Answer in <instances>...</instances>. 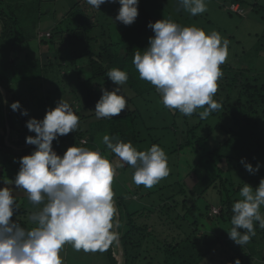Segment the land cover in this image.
Instances as JSON below:
<instances>
[{
  "label": "trees",
  "instance_id": "16d2710c",
  "mask_svg": "<svg viewBox=\"0 0 264 264\" xmlns=\"http://www.w3.org/2000/svg\"><path fill=\"white\" fill-rule=\"evenodd\" d=\"M73 1L74 3L60 18L55 19V15L52 16L53 25L48 28L51 31L49 41L58 39L60 45L65 47L63 54H57L52 60L49 58L43 60L39 57L38 46L41 44L47 46L48 42L43 40L44 37H37L39 29L35 28L37 30L34 34L27 31L30 24L28 21L31 20L25 14L34 11L39 14L37 16L42 17L46 13L40 12L41 5L54 0H0V153L3 157L0 178L2 180L13 181L20 168L18 162L14 163V159L18 161L35 150L33 145L24 148L28 145L26 137L35 136V133L29 132L26 123L31 118L42 120L47 109L56 107L60 95L65 92L63 79L70 84L68 92L72 95L73 110L80 116V122L75 132L53 141V150L58 155L63 156L69 147L76 145L93 150L99 149L113 159L114 154H111L103 144L104 135L118 137L124 142L131 141L138 150H145L141 145L145 140L140 138L138 133L141 130L156 129L144 124L140 120L138 110L132 105L134 99H139L154 90V86L146 81H143V87L142 84H138L139 75L132 61L138 50L143 51L148 47L149 37L154 35L147 25L149 22L155 23L152 15L155 13L145 5H139L137 20L131 26H125L114 19L120 7L118 3L114 4L115 7L110 6L106 13L103 12L105 15L101 14L103 19L99 20L98 10L93 6L84 10L81 6L84 0ZM239 1L230 0L229 5L239 4ZM101 7L102 5L100 9ZM46 9L48 13L51 11L50 8ZM252 11L259 12V7L253 4ZM228 13L234 14L230 11ZM90 14L96 17L97 25L91 23ZM38 20L39 17L32 22L34 27ZM118 26L121 27L120 32L115 30ZM31 44L34 45L35 50L30 48ZM52 44L56 46L53 41ZM220 67L224 75L218 82L219 88L214 99L221 103L222 107L214 111V114L221 119L230 120L233 130L229 128L226 132L221 126H215L216 129L227 134L228 140L221 143L218 150L203 152L198 156L197 164H194L187 174L188 177L193 175L198 177V180L200 178L198 184H189L188 193L187 184L158 183L156 189H148L140 197L134 196L139 200L138 202L141 201L135 207L129 206L132 197H126L113 189L119 213L117 228L119 242L125 255V264H207L204 261L206 256L210 261L214 255L224 256L227 264H233L236 259L242 264L240 250H237L239 248L246 249L245 258L248 260L252 256H259L261 261L258 264H264V249L260 252L261 249L258 248L264 246V229L259 227L258 222L255 225L256 236L250 243L239 248L225 233L227 237L220 242V238L215 236L217 229L213 232L209 226L215 222L231 224L232 205L241 198L239 192L243 184L255 189L264 178V76L260 79H250L249 76L232 67L226 65ZM112 68L127 71L128 81L121 88L130 91V95L127 96L128 104L130 103L133 109L124 111L120 116L112 119H97L99 121L93 122L91 126L94 127L96 124L100 126L98 130L90 133L91 130L82 128L81 120L96 116L95 104L102 95V88L109 91L113 89V82L107 77V72ZM65 74V78L62 79ZM68 74L75 76L72 78L73 81ZM5 100L7 103L4 102ZM17 101L22 108L14 112L10 105ZM23 110L28 111V116L21 115ZM173 111V118L180 115L178 117L180 122L186 125L188 139L184 142L183 148L201 146L206 138L195 137L194 134L203 126L201 121L189 124L187 123L189 117ZM171 126L175 134L177 126L175 123ZM7 127L9 128L8 144L17 150L10 149L4 143ZM81 140H85L86 144L81 145ZM158 140L151 139L149 143L153 145ZM231 142L232 145L238 142L234 147L237 154L235 156L219 154V151ZM183 148L180 147L179 150ZM239 150L243 153L240 154ZM174 152H177V149L170 151L169 154ZM242 158L254 168L258 163L261 167L255 175L248 173V177H242L243 180H235L233 173L240 168ZM234 161L238 162V165H232ZM209 164L212 165L207 168ZM123 168L126 171L129 166L125 165ZM9 172H12V176L6 175ZM131 174L133 175V172ZM177 174L179 176L178 171ZM169 176L171 177V172ZM199 183H202V188ZM210 188L214 189L219 197L217 215L210 214L212 208L210 204H197V199H201ZM186 193L192 198L196 196L190 206L187 205ZM146 198H151V206L156 215L151 224L150 216L153 211L142 202ZM179 207L183 213L178 212ZM261 212L264 214V207ZM22 219L21 216L18 223L28 228ZM150 238L155 242L152 243L153 248L148 250L146 246L150 243ZM153 251L155 255H151ZM117 253V245L114 242L105 251L104 264H117L115 258ZM226 257L230 260L228 261ZM103 261L102 258V263Z\"/></svg>",
  "mask_w": 264,
  "mask_h": 264
},
{
  "label": "clouds",
  "instance_id": "9594fccd",
  "mask_svg": "<svg viewBox=\"0 0 264 264\" xmlns=\"http://www.w3.org/2000/svg\"><path fill=\"white\" fill-rule=\"evenodd\" d=\"M99 11L106 3L119 4L115 21L131 26L139 16V0H86ZM191 16L207 12L206 0H178ZM111 19V18H110ZM112 20V19H111ZM113 21V20H112ZM154 33L148 47L138 50L133 65L143 81L150 83L161 96L163 106L186 117L197 113L206 119L221 109L214 99L223 78L221 65L229 56L230 41L215 30L207 32L196 26H181L172 19H160L147 25ZM107 77L116 87L102 88L95 104L97 119H112L128 109V97L121 86L128 73L112 68ZM7 103V101H4ZM12 111L21 110L13 102ZM28 116V111H21ZM80 116L63 98L55 108L46 110L42 120L31 118L26 127L35 136L26 143L35 146L30 155L14 163L20 165L14 181L4 179L0 188V264H64L61 255L66 245L79 252H105L119 240L113 183L119 168L131 166L135 185L152 188L170 175L168 155L158 144L138 150L131 141L104 135L103 144L117 159H110L99 149L84 146L69 147L63 156L53 150V141L77 130ZM86 141H81V145ZM245 170L255 175L245 158L240 160ZM15 185V189L11 185ZM240 189V199L232 205L229 238L239 246L256 236L255 225L264 229V178L255 189L248 185ZM23 191L33 205H43L30 216L31 228L13 220L19 209L16 193ZM234 264H241L239 259Z\"/></svg>",
  "mask_w": 264,
  "mask_h": 264
},
{
  "label": "rangeland",
  "instance_id": "374dc122",
  "mask_svg": "<svg viewBox=\"0 0 264 264\" xmlns=\"http://www.w3.org/2000/svg\"><path fill=\"white\" fill-rule=\"evenodd\" d=\"M206 2L208 8L207 12L197 16H191L188 12H186L183 9V6L178 3V0H139V5H145V7L149 8L152 13H155L152 14L154 15V22L163 18H170L181 26L200 27L203 28L206 33L212 30L219 32L222 37L227 38L230 41L229 56L227 61L223 65L241 71L245 76H249L250 79L262 78L264 76V0H240L239 4H235L233 6L229 5L230 0H206ZM73 3V0H54V2L41 5L40 12L46 13L42 15V17L37 16L38 13H35L34 11H30L29 14H25L26 16H29L28 19L31 20L28 21L30 24L28 23L29 30L27 31L31 34H34V31L39 29L37 37H44L43 40H46L48 42L47 46L43 44L38 46V50H40L39 57L43 60L47 58L52 60V58H54V56H57V54H63L65 47L63 45H60L58 39H52L51 41H49V39L51 38V31L48 28H51V24L53 25L52 16L55 15V19L60 18ZM253 4H256L259 7V12L252 11ZM81 6L84 10L90 9L91 7V5L86 2V0L81 3ZM110 6L115 7L114 4L109 5V3H106L102 5L99 11H97L100 17L99 20L103 19V17H101V14L105 15L104 13H106V11L110 9ZM46 8H50L51 13L46 12ZM228 11L234 14H229ZM38 17V23L34 27L32 22L35 21ZM89 17L93 25L98 24L96 17L93 16V14H90ZM120 28L121 27L118 26L115 29L117 30L116 32H120ZM52 41L54 42V44H56L55 47L53 46ZM30 48L35 50L33 44L30 45ZM65 76L66 74L62 77V79L65 78ZM68 77H71L72 81V78H75V76H73L72 74H68ZM137 81L139 82L138 84H142L141 86L143 87V80H140L138 78ZM69 86L70 84L68 83V81L63 79V87L65 92L60 95L59 100L63 98L73 107L72 95L68 92ZM112 86L113 88L116 87V85H114L113 83ZM153 89L154 90L146 93L143 97L134 99L132 102V105L136 110H138L141 116L140 120H142L143 123L148 127L156 128L155 130L153 129V131L141 130V132L138 133L139 137L145 140L144 143L141 144L143 145L142 148H144L145 150L150 148L152 143L149 142H151V139L155 141L159 139L155 144H158L161 148H163L168 155V164L169 168L171 169V177L168 176L162 179L159 183L165 184L166 182H168L172 184L174 182H179L181 185H183L184 183L187 184V192L189 193V184H198V182L200 181V178L198 180V177H195L193 175L191 177L187 176V174L191 170V167L194 164H197L198 156L203 152H212L218 150L219 145H221V143L227 142L228 140L227 134L216 129L215 126H221L224 131L227 132L229 128L233 130V124L230 120L221 119L219 116H216L214 112H212L206 119H200L198 113L203 111V109H198L196 116H190L187 123L190 124L194 122L195 124L201 121L203 126L194 134L195 137H205L206 141L201 146H194L193 148H183L184 142L188 139L186 133V125L180 122L178 118L180 115H177L176 118H173L172 114L174 111L169 110L163 106L160 94L156 91L155 88ZM129 92V90H122V94L126 96L130 95ZM133 106L131 107L129 103L127 110L133 109ZM86 114L88 115L89 112L87 111ZM96 121H99L97 120L96 116L94 118H86L83 121L81 120L80 125L83 129L87 128L91 130V133L94 130H98L97 128L100 126V124H96L94 127L91 126L93 122ZM173 123H175V125L177 126V128L175 129V134H173V131L171 130V125ZM104 126L106 127V125ZM161 136H163V138H161ZM237 143L238 142L234 143L233 145L232 142L226 144L223 147L222 151H219V154L223 153L228 156H235V154L237 153L234 150V147L238 145ZM180 147H182L183 149L179 150ZM174 149H177V152L169 154V152ZM238 152L240 153V150ZM113 159L117 158L115 157ZM2 160L3 157L0 153V177L2 173ZM237 163L238 162L234 161L232 165ZM211 165L212 164H209L206 167L210 168ZM124 170V168H119L117 170V175L113 183V189L118 190V193H121L126 197H132V200H129V206L135 207L136 205L141 203V201L138 202L139 200H137L136 197H140V195H143L144 191H148V189H156V185L151 189L145 188L144 186L140 188V186L135 185L132 181L131 172H133L134 169L129 166L126 171ZM177 171L179 172V176L177 174ZM11 173L9 172L6 175L10 176ZM213 174L215 176L217 175V173ZM233 177L235 180H243V178L248 177V172L245 170L243 165L240 164V168H237L234 171ZM3 181L4 180L0 178V188L5 187ZM199 185L200 188L203 187L202 183H199ZM11 187L15 189L14 184L11 185ZM188 193H186V195H188ZM185 198L187 199V205L190 206L193 203L192 196L188 195ZM182 199L183 197L180 198V200ZM16 200L18 202L17 204L19 206V209L16 210L12 219L19 222L20 217L22 216L23 221H25L27 227H33L34 225L31 223L30 216L32 212L39 210V208H41L43 205H33L28 200L27 194L23 191L16 193ZM142 202L146 204L145 206L150 207L153 211V208L151 206V198H146ZM201 203L210 204L211 207H215L219 211V207L217 206L219 204V197L212 188L207 190V192L204 194V196L201 197V199H197V204L200 205ZM156 204L157 202H155L154 205ZM22 205H24L23 209ZM177 210L179 213H183L180 207ZM154 214L155 212L153 211L150 216V224L152 223V220L156 218V215ZM225 224L226 223L221 224L220 222L209 224L212 231L217 229V231L215 232V236H218V238H220V242L225 240V237H227V235H224V233L227 234V232L230 231V228L232 227L231 224ZM149 242L150 243L147 244L148 246H146V249L148 250L151 249V247L153 248L152 243H154L155 240L153 242L150 238ZM234 245L239 248V245H236L235 243ZM258 248L261 249V252L264 249V246H259ZM237 250H240L239 253L242 256V264H258L261 261L259 256H252L250 260L245 258L247 252L244 248H239ZM61 255L64 258V264H104L105 262V252H77L71 247V245H66L62 250ZM151 255H155L154 251L153 253H151ZM115 257H117V254H115ZM102 258L104 259L103 263ZM226 258H228V261L230 260L229 257ZM208 260L209 257L206 256L204 261H206L207 264H227L224 256L217 257L216 255H214L213 259H211L210 261Z\"/></svg>",
  "mask_w": 264,
  "mask_h": 264
},
{
  "label": "water",
  "instance_id": "95a60500",
  "mask_svg": "<svg viewBox=\"0 0 264 264\" xmlns=\"http://www.w3.org/2000/svg\"><path fill=\"white\" fill-rule=\"evenodd\" d=\"M0 35H1V24H0ZM8 134H9V128L7 127L6 136H5V138H4V143H5L10 149L17 150V148H14V147H12V146H10V145L8 144V141H7ZM30 146H32V145H27V146H25L24 148H28V147H30ZM117 219L119 220V213H118ZM116 231H118V229H116ZM116 245H117V252H118V253H117V257H115V258H116V262H117V264H125V263H124L125 255H124V252H123V250H122V247H121V245H120L119 240L116 242Z\"/></svg>",
  "mask_w": 264,
  "mask_h": 264
},
{
  "label": "built area",
  "instance_id": "2783aa9c",
  "mask_svg": "<svg viewBox=\"0 0 264 264\" xmlns=\"http://www.w3.org/2000/svg\"><path fill=\"white\" fill-rule=\"evenodd\" d=\"M232 6H233V5H232ZM81 141H82V140H81ZM83 141H85V140H83ZM210 212H211V213H210L211 215H217L219 211H218L215 207H212Z\"/></svg>",
  "mask_w": 264,
  "mask_h": 264
},
{
  "label": "crops",
  "instance_id": "0c3cea01",
  "mask_svg": "<svg viewBox=\"0 0 264 264\" xmlns=\"http://www.w3.org/2000/svg\"><path fill=\"white\" fill-rule=\"evenodd\" d=\"M23 220V219H22Z\"/></svg>",
  "mask_w": 264,
  "mask_h": 264
}]
</instances>
